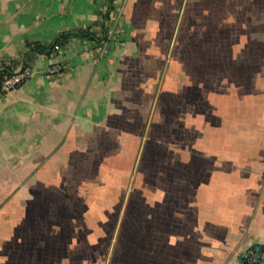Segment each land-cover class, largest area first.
Returning <instances> with one entry per match:
<instances>
[{
	"label": "crops",
	"instance_id": "crops-1",
	"mask_svg": "<svg viewBox=\"0 0 264 264\" xmlns=\"http://www.w3.org/2000/svg\"><path fill=\"white\" fill-rule=\"evenodd\" d=\"M79 30L103 52L28 50ZM24 54L31 78L0 98V264H238L264 245V0H0V58Z\"/></svg>",
	"mask_w": 264,
	"mask_h": 264
},
{
	"label": "built area",
	"instance_id": "built-area-1",
	"mask_svg": "<svg viewBox=\"0 0 264 264\" xmlns=\"http://www.w3.org/2000/svg\"><path fill=\"white\" fill-rule=\"evenodd\" d=\"M119 34L117 28L108 31V35L115 42L118 41ZM101 49L103 52V47L98 46L94 51L98 53ZM63 71L60 66H52L47 76H60ZM31 76L32 67L26 60L25 54L13 59L0 58V98L20 88ZM238 264H264V245H253L242 250L238 255Z\"/></svg>",
	"mask_w": 264,
	"mask_h": 264
},
{
	"label": "trees",
	"instance_id": "trees-1",
	"mask_svg": "<svg viewBox=\"0 0 264 264\" xmlns=\"http://www.w3.org/2000/svg\"><path fill=\"white\" fill-rule=\"evenodd\" d=\"M110 8L108 9L107 13H109ZM105 14V16L103 17L104 20H108L109 14ZM71 37H80V38H84V39H88L90 41L95 42L96 44H98L99 46H104L107 44V40L105 37V31L103 30V34L101 37H95L92 33L89 32V30H85V31H71V32H65V33H61L58 36H56L54 38V40L52 41V43L50 44V46H48L47 49L42 50L41 48H39L38 46H27L29 52H34V53H50L51 51L61 47L62 45L66 44L68 42V40ZM27 54V53H26ZM25 54V57H26Z\"/></svg>",
	"mask_w": 264,
	"mask_h": 264
},
{
	"label": "rangeland",
	"instance_id": "rangeland-1",
	"mask_svg": "<svg viewBox=\"0 0 264 264\" xmlns=\"http://www.w3.org/2000/svg\"><path fill=\"white\" fill-rule=\"evenodd\" d=\"M186 38V37H185ZM189 47V43L187 42V40H183L181 43V50H185ZM188 52V51H187ZM186 57H188L187 55H182V58L185 59Z\"/></svg>",
	"mask_w": 264,
	"mask_h": 264
}]
</instances>
